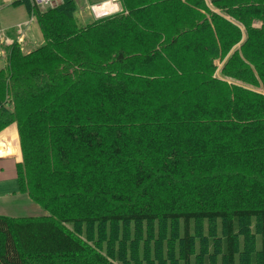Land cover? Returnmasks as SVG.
<instances>
[{
	"label": "trees",
	"instance_id": "trees-1",
	"mask_svg": "<svg viewBox=\"0 0 264 264\" xmlns=\"http://www.w3.org/2000/svg\"><path fill=\"white\" fill-rule=\"evenodd\" d=\"M118 2L120 12L104 18L90 16L85 24L76 19L74 0H61L42 11L32 8L42 44L28 53L17 41L7 49V63L0 69V132L16 124L22 149V162L17 165L19 192L47 216H0V264H87L93 257L100 264H111L100 256L97 245L89 247L85 238L91 236L92 227L97 235L103 226L157 222L178 226L180 260L192 264L190 225L209 220L223 224L224 264H237L236 223L245 219L258 223L260 248L254 264H264V94L247 88L260 83L264 90V52L260 53L264 51V0ZM12 4L31 7L28 0ZM217 8L228 16L211 12ZM163 11L167 14L161 33L148 23ZM253 23L260 27L253 29ZM241 28L245 40L234 57L230 51L243 39ZM248 48L258 56L248 53ZM217 60L223 66L214 74ZM223 78L252 82L240 80L237 85ZM93 85L101 95L89 92ZM34 112L42 114L39 126ZM220 127L219 161L226 156L227 162L220 167L215 162L217 170L223 171V179L233 177L231 172L239 164L247 166V173H235V182L203 185L189 151L196 146L194 140L202 138L189 136L197 129L210 132ZM238 129L244 137H235ZM138 137L145 139L141 146ZM124 150L147 166L137 163L132 181L134 190L144 196L142 202L124 186L119 189L103 177L97 184L93 178L95 173L117 176L127 166L125 161L107 168L106 159L100 165V157L94 155L117 158ZM41 152L44 155L38 158ZM75 154L87 165L76 174L84 180L62 189L52 183L53 171H71ZM248 177L252 185L246 184ZM71 187L75 197L66 193ZM156 187L181 201L167 204L171 209L162 211L154 197L146 200ZM204 193L210 195V202ZM91 194L104 204L86 207L78 201L93 200ZM216 194L220 200L213 197ZM228 194L230 200L224 202L221 198ZM234 196L237 201L246 198L251 205L242 206ZM184 198L196 203L188 204ZM103 206L110 209L97 212ZM61 212L74 216L61 217ZM75 225L81 226L84 237L73 230Z\"/></svg>",
	"mask_w": 264,
	"mask_h": 264
},
{
	"label": "rangeland",
	"instance_id": "rangeland-1",
	"mask_svg": "<svg viewBox=\"0 0 264 264\" xmlns=\"http://www.w3.org/2000/svg\"><path fill=\"white\" fill-rule=\"evenodd\" d=\"M3 0H0V9L2 8V2ZM13 1V0H12ZM75 5H76V19L78 20L79 24H85L87 22L86 15L88 18L89 16H95L97 18L100 17H108L109 15L105 9L106 5H111V7L114 8V3L110 0H74ZM30 4V3H29ZM104 4L103 7L101 5ZM25 10L28 11L31 20H35L33 16V9L30 7V9L27 7L28 5L23 4ZM225 7V6H224ZM22 9V8H21ZM98 9V11H97ZM90 11V12H89ZM104 11V12H103ZM204 11V10H203ZM225 10L223 9H211V12L215 15L225 17L228 16V13H224ZM157 13V12H156ZM164 13V14H162ZM160 13L159 17H155V19H149L150 22L148 23L151 25H156V29H158L159 32L162 33V26L164 25V20L166 19L164 17L165 13L164 11ZM203 13V12H202ZM125 15H127L126 12H124ZM106 15V16H104ZM211 13L208 11L206 13V17L210 18ZM229 19L228 17H226ZM6 19V18H5ZM144 20V19H142ZM145 21V20H144ZM230 21V20H229ZM146 24V21H145ZM157 24H161V26H158ZM147 25H145L146 27ZM253 29L259 28L260 25L258 23H253L252 25ZM22 30V35L25 38L24 45L26 46L28 44L27 40V34L24 33V26H20ZM17 29V28H16ZM18 30V29H17ZM242 34H243V39L239 40L236 48L231 49V55L233 56L235 53L236 56L240 54V52H237L236 49L241 47L240 43L245 40V34H244V29H240ZM30 33L33 34V39L37 38L38 41L35 42L37 45L35 47L40 46L43 42V37H41V31L39 29V26L36 22L33 23L30 31ZM14 33V31H12ZM172 34V33H171ZM150 37L153 35V32L150 31L148 34ZM2 37V31H1V36ZM6 40H4L5 42ZM34 43H32L33 45ZM31 45V46H32ZM235 46V45H234ZM229 52V53H230ZM255 51L252 50L251 48H248V53L253 54ZM264 52V51H260ZM254 56H258L257 53L253 54ZM235 57V55H234ZM248 60V59H247ZM249 61V60H248ZM220 61L217 60L215 62L216 70L214 71V74L220 73L221 68L223 66V63H219ZM250 65H255L251 64ZM248 66V65H247ZM234 67V66H233ZM70 73V71H69ZM227 74V72H225ZM189 78L194 79L196 76L190 75ZM242 78V77H241ZM238 79L237 82H234L229 79H225L230 83H234L237 85H241V81L249 82L251 83L252 81L246 80L247 78L244 79ZM240 82V83H239ZM258 86H251L248 85L245 86L247 88L252 89V91L264 94V90L261 88L260 83H257ZM94 85L92 87H89L88 90L90 93L98 94L100 90L93 89ZM95 88V87H94ZM260 88V89H259ZM71 93V92H70ZM191 95L194 97L195 93L194 91H190ZM105 94V93H104ZM101 95V92H100ZM188 98V97H187ZM92 100L88 99V103H91ZM189 102V99H188ZM119 107V104L116 103ZM194 104V103H193ZM59 108H63V106H60ZM171 110H176L172 106H170ZM58 111V110H57ZM34 114L38 116H42L41 112H34ZM45 118V117H43ZM46 120V118H45ZM38 121L35 125L39 126L40 123H42L41 117H38L34 123ZM221 128V127H220ZM212 128L210 132L206 130H195L194 133L189 136V137H201L202 140H194L196 143L195 147H190L189 151L190 153L192 152L193 154V160L191 164L193 166H196L198 169V172L202 174L203 178V185H206L209 183L210 185L215 184L217 182H227V180H231L232 182H235V173L237 175H240L241 173L246 171L247 166H242L241 164L236 165L237 168L231 172L233 173V177L231 176H226V179L222 178L223 171L222 170H217L218 167L221 165H225L227 162L226 156L223 158L222 161H219L220 155L222 157V154L220 152L219 155V150L220 146L218 144V140L221 137V133L223 132V129L221 128ZM252 128V127H251ZM190 131H193L191 129ZM238 133H234L236 138L239 137H244V134L242 133L241 129H238ZM117 133V131H115ZM138 144L141 146L142 140L145 141L143 138H135ZM250 142V141H249ZM219 150H218V146ZM237 150V149H236ZM21 154H22V149H21ZM25 154V153H24ZM129 152L122 151V155H120L117 158L112 157V155L108 154H101V155H94L93 157L95 159H98L100 161V165L102 164V159H106L105 161V166L109 168L110 166L117 165L118 163H125L127 161V166L123 169L120 170L122 173H119L117 176L114 175L113 177L110 176L108 177L107 175L100 176L99 173H95V182L98 184L100 182V179L103 177V180L107 183L109 180L115 185V187L122 189L121 187L124 186L125 191L134 195L136 201L142 202L144 200V196L139 191L134 190L132 181L134 177V167L137 163L142 165V168H146L145 161L142 160V158L131 156L129 158ZM44 155V152H41L38 155V158H42ZM74 158V161L71 162V167L72 170L65 173L61 171V169L56 168L54 170V174L52 176L53 184H61L62 189L67 186L69 183L75 182V185L78 182H81L84 180V178H81L79 175H76L80 172H82L85 168H87V165L85 162L83 163V160L80 158L79 154L72 155ZM241 156V155H240ZM129 158V159H128ZM151 160V161H150ZM148 163L152 165L153 160L150 159ZM215 162H217V166H215ZM41 168H37V171H39ZM231 170L226 169V173H229ZM69 173V174H68ZM214 174H216V178L212 177ZM200 177V176H199ZM252 177V176H251ZM251 177H248L247 180L249 183H246L248 185H252L254 182L251 180ZM208 179V180H205ZM212 179V180H211ZM28 185V182H26ZM259 186V185H258ZM73 187V186H72ZM69 188L68 192L69 197H75L74 195L71 194V191L74 188ZM16 188V186H15ZM169 194H166L162 192V190H158L157 187L153 189L152 195H150L149 198L146 200H151L152 197H154V200L156 204L162 209V211L169 210L171 209L170 207L167 206V204H176L177 202L181 201V198H174L171 196H167ZM207 197V202H210L209 194H203ZM231 194H228L225 198H221L224 200V202H229ZM88 197L96 198L93 194L89 195ZM215 199L220 200L219 195H214L213 196ZM236 202H242V206H250L251 204L246 202V198L239 199L237 201L238 197L234 196L233 197ZM103 200H106V198H100ZM108 199V198H107ZM184 200H188V204H194L196 203L195 199H188L184 198ZM66 200L63 199L60 201V203L65 202ZM78 201L80 203H84L86 207L95 205L99 206L104 204L103 201L101 200H90V199H83L79 198ZM228 204V203H227ZM234 203L232 202V205ZM229 205V204H228ZM188 207H192L190 205H187ZM183 207V206H182ZM184 208V207H183ZM9 209L11 211V214L14 216H19V215H35V214H40V210L37 208V211H33L32 209H28L26 205H22L19 208H13L11 205L9 206ZM108 209V206H103L100 209L97 210V212H106ZM120 209H124L121 207ZM218 208H215L214 210H217ZM46 214V213H45ZM61 217H72V213H67V212H61L60 214ZM108 227H111L107 229L105 226L102 227L100 230L99 234L94 235V228L92 227L89 232H91V236L85 238L88 243H90L89 247H93L97 245L101 251L100 256L105 257L107 261L111 264H182V259L180 260V254L178 251V242L181 239V234L178 235V226H172L168 223H164V226H161L158 222L155 224H143L138 223V224H125V225H110ZM258 223L255 220H250V219H245V220H239L236 223V230H235V235L236 236V260L237 264H254L255 263V257L257 256L259 246H260V241H259V229ZM74 231L79 233L83 237L85 234L81 233L82 229L81 226H74L73 228ZM111 231V234H107L108 232ZM86 231V230H85ZM69 233L72 235L77 236L76 233L72 232L71 230H68ZM190 235L192 236V247H191V262L192 264H224V235H223V224L219 220H209V221H203V222H195L190 225ZM180 245V244H179ZM95 257L91 258V261H89L87 264H100L98 262H95Z\"/></svg>",
	"mask_w": 264,
	"mask_h": 264
},
{
	"label": "crops",
	"instance_id": "crops-1",
	"mask_svg": "<svg viewBox=\"0 0 264 264\" xmlns=\"http://www.w3.org/2000/svg\"><path fill=\"white\" fill-rule=\"evenodd\" d=\"M13 1L3 0L1 2L0 36L2 31V37L0 38V69L4 68L7 63V49L14 41H17L21 45L22 50L25 53H28L31 49L35 48V45H37L35 42L38 41L37 38L33 39V34L29 32L36 20H31V18H29L30 15L22 4L13 5ZM106 6H110L109 10H113L111 5L108 4ZM115 6L117 8H114V11L118 9L120 12L122 10L119 2H117ZM84 16L86 17V20L89 19L86 15ZM20 26L25 27L24 33L27 34L28 40L26 46H23L25 38L22 35ZM12 31H14V33H12ZM4 40L6 41L4 42ZM32 43L34 44L32 45ZM21 162L22 154L17 126L16 124H11L0 132V216L11 218L47 216L40 207L35 205L28 198L27 195L19 192L20 184L17 175V165ZM10 205L13 208H19L22 205H26L28 209H32L35 212L38 208L41 213L35 215L14 216L9 209Z\"/></svg>",
	"mask_w": 264,
	"mask_h": 264
},
{
	"label": "built area",
	"instance_id": "built-area-1",
	"mask_svg": "<svg viewBox=\"0 0 264 264\" xmlns=\"http://www.w3.org/2000/svg\"><path fill=\"white\" fill-rule=\"evenodd\" d=\"M28 1H29L30 6L32 8H37V9H40V10H45L47 8L56 7L57 4L61 2V0H28ZM110 1H112L114 3V5H115V2L117 0H110ZM102 6H104V4H102L101 7ZM114 8H115V6H114ZM114 8H113V10L105 11V12L110 14V13H112L114 11Z\"/></svg>",
	"mask_w": 264,
	"mask_h": 264
},
{
	"label": "bare ground",
	"instance_id": "bare-ground-1",
	"mask_svg": "<svg viewBox=\"0 0 264 264\" xmlns=\"http://www.w3.org/2000/svg\"><path fill=\"white\" fill-rule=\"evenodd\" d=\"M109 8H110V6H105L106 11H110ZM97 11H98V9H97Z\"/></svg>",
	"mask_w": 264,
	"mask_h": 264
}]
</instances>
